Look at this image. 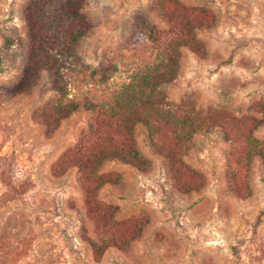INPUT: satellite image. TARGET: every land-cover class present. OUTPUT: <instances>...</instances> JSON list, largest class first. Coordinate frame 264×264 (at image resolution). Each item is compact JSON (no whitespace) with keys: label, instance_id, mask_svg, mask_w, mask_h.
Segmentation results:
<instances>
[{"label":"rangeland","instance_id":"1","mask_svg":"<svg viewBox=\"0 0 264 264\" xmlns=\"http://www.w3.org/2000/svg\"><path fill=\"white\" fill-rule=\"evenodd\" d=\"M69 1L0 0V264H264V0H84L92 26L75 46L57 28ZM185 22L201 24L203 53L180 48L166 101L201 131L185 149V128L152 118L181 162L140 127L148 168L91 176L94 115L61 118L55 84L102 101L183 42ZM97 66L106 84L88 80Z\"/></svg>","mask_w":264,"mask_h":264},{"label":"trees","instance_id":"2","mask_svg":"<svg viewBox=\"0 0 264 264\" xmlns=\"http://www.w3.org/2000/svg\"><path fill=\"white\" fill-rule=\"evenodd\" d=\"M84 4V0H70L65 10L67 20L63 26L57 27L72 46L77 45L81 39L86 37L92 26L86 14L81 12ZM30 26L33 27L32 24ZM147 27L148 25L144 29L147 30ZM199 27L201 24L194 25L185 22L179 29L180 35L184 38L183 42L167 44L164 54H158L149 67L134 72L127 83H123L111 91L102 101L95 100L88 92L84 93L82 98L77 95L69 98L65 86L55 84L54 89L59 97L66 99L64 105H56L58 112L65 113L61 118L69 117L79 110L94 115L93 122L89 123L88 129L89 132L96 135L101 147L94 153L97 157L94 163L84 168L86 172H90L91 176L97 175L99 167L113 161L130 165L138 170H146L149 160L141 153L136 142L137 129L140 127L145 128L149 133L151 147L167 158L171 166H176L182 161L180 150L175 153L165 146L156 144V126L152 122V118H157L174 128H185L187 131L184 142L185 149H187L186 143L190 144L194 135L201 131L197 128L199 126L193 125L190 114L183 117L176 114V111L183 106V100L176 104L167 102L165 90L177 77L179 70L177 53L181 47H189L195 52L203 53L202 45L196 41L195 35V30ZM153 28L155 29L154 26ZM153 28L148 30L147 36L151 42L156 38ZM32 45L35 47L33 42ZM82 68L86 73L88 66ZM110 73L109 69L97 66L92 68L89 73L87 72L86 76L95 84H106ZM132 109H134L132 117L125 118L124 110L129 113ZM153 114L154 116L151 117ZM109 129L111 131L106 132ZM116 136L119 137V140L116 139Z\"/></svg>","mask_w":264,"mask_h":264}]
</instances>
